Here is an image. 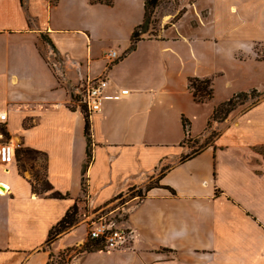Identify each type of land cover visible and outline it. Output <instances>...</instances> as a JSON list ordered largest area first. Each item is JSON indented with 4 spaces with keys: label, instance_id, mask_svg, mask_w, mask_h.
Masks as SVG:
<instances>
[{
    "label": "crops",
    "instance_id": "crops-1",
    "mask_svg": "<svg viewBox=\"0 0 264 264\" xmlns=\"http://www.w3.org/2000/svg\"><path fill=\"white\" fill-rule=\"evenodd\" d=\"M137 2L140 13L144 0ZM183 2L186 13L163 36L145 34L128 52L144 20L132 15V0L118 8L129 24L119 49L97 44L104 40L96 37L102 18L92 7L100 4L0 0V115L7 113L0 126L16 142L13 161L0 163V264H52L76 246L82 248L67 264H250L240 258L264 264V154L258 149L264 147V59L256 47L264 40L233 51L225 34L204 35L191 23L209 10L197 0ZM108 49L120 56L112 65ZM102 75L110 80L109 98L89 115L88 158L87 114L76 105V91ZM193 78H211L213 97L199 100ZM123 88L130 94L115 98ZM252 89L263 98L214 120L220 103ZM151 183L143 199L116 205L120 195ZM76 203L91 212L125 209L126 218L112 223L134 231L131 246L83 249L86 221L48 243L51 228ZM186 223L194 228L189 237L219 229L224 242L240 240L243 251L182 253Z\"/></svg>",
    "mask_w": 264,
    "mask_h": 264
},
{
    "label": "rangeland",
    "instance_id": "rangeland-1",
    "mask_svg": "<svg viewBox=\"0 0 264 264\" xmlns=\"http://www.w3.org/2000/svg\"><path fill=\"white\" fill-rule=\"evenodd\" d=\"M132 1V15L135 17L142 15V17H144L145 10L139 13L140 9H138L139 4L137 0L136 3L135 0ZM183 1L184 0H161L159 6L151 16L150 29L146 36L153 38L161 37L167 30H169V28L178 22L187 11V9H184L183 7ZM115 2L120 3L115 7L99 5L92 8L97 11L95 15H99L102 18V23L99 24L96 37L104 40H99L97 44L112 46L119 49L120 45H123L127 40V33H129V24L125 22L127 19L120 15L119 9H121L123 5L125 7L126 2L128 4V0H116ZM197 3L203 11L209 10L210 14V16H208L204 11V14L202 13L203 17L198 16L191 20L193 25H195L197 21L200 26H202L201 32L204 33V35H209L211 32L215 33V35L225 34L224 37L228 40L227 44L233 49V51H235V48L239 49L242 45L248 47L253 41L264 40V0H197ZM191 13L192 12H189L190 17H188V21L192 18ZM91 15L92 13L89 11L88 18H90ZM89 21H94V24L96 25V19L92 20L90 18ZM256 47L260 57L264 58V42L259 43ZM230 68L231 75H235L238 69L235 70L233 66ZM257 99L258 97L254 95V97H250L246 103L239 105L237 108L240 107L239 109H244L246 106H251ZM1 135L3 134L0 133L1 142H9L8 137ZM20 164L24 165L23 162H20ZM140 189L141 188L128 190L120 200H117L116 205L122 203L125 204V202L132 199V196ZM81 208L79 220L80 222L86 221V223H90L91 220L105 216L107 220L118 224L126 218L127 215L125 209L114 213L111 209L91 212L88 207L83 206ZM192 230H194V228L186 223L184 232H180V244L182 246L180 249L182 253L194 249L197 251L195 252L196 254L201 256L206 255L208 257L209 255L236 256L241 253V250L243 251V246L239 243L240 240L237 241L234 238L232 242H224L222 239L225 235L218 236L221 231L219 229L216 230L214 235L213 233L209 234V228L208 230L207 228H202V235H199L198 237H189L188 233L192 232ZM248 233L253 235V233L249 231ZM210 238H214V240H210ZM89 240L88 237L85 244L89 243ZM81 248L82 247L76 246L73 249H67L61 254L55 256L52 264H67L68 255L73 251L77 252L81 250ZM238 261H246L250 264H256V259L242 260L240 258Z\"/></svg>",
    "mask_w": 264,
    "mask_h": 264
},
{
    "label": "trees",
    "instance_id": "trees-1",
    "mask_svg": "<svg viewBox=\"0 0 264 264\" xmlns=\"http://www.w3.org/2000/svg\"><path fill=\"white\" fill-rule=\"evenodd\" d=\"M161 0H144V20L141 24L137 25L131 35V46L128 49V52H131L136 49V46L140 40L143 39V36L149 32L150 24H151V16L155 9L159 6ZM91 4H100L105 6H112L114 3V0H90ZM45 37V36H44ZM50 43V39L46 38ZM264 59V58H263ZM190 87L195 93V96L198 97L199 100L204 99H210L213 97V80L211 78H205V79H199V78H193L190 80ZM256 95L258 99L252 103L256 104L261 98H263V93L259 92L257 89H252L249 92H239L234 94L229 100L220 103L214 112L213 118L214 120H217L219 122H223L228 115L235 110L239 105L246 103L250 97H254ZM90 119L89 115H86V124H85V134L88 141V158H91L92 153V138L90 133ZM0 133L4 136L8 137L9 133L7 130L0 126ZM2 135V136H3ZM202 145H200L197 149L195 148L193 152H197L198 149H200ZM259 151L264 154V147L258 148ZM29 157L33 156L32 151H27ZM87 169V164L84 166L83 172L85 173ZM153 187V184L147 185L145 188H141L137 191L136 194H134L132 197H139L140 199H143L147 192ZM169 188V187H165ZM134 189V188H133ZM173 191V190H172ZM55 197H62L60 194H54ZM119 197H122L120 195ZM81 206L76 203L74 204L65 214V216L56 224L54 225L49 233L48 243H51L55 239H57L60 235L63 233L69 231L72 227H74L76 224L80 222L79 220V214L81 211ZM90 242L85 244L83 246V249L92 250V249H99L100 247H103L101 242L99 240H89ZM93 246V247H92ZM50 264V263H49Z\"/></svg>",
    "mask_w": 264,
    "mask_h": 264
},
{
    "label": "built area",
    "instance_id": "built-area-1",
    "mask_svg": "<svg viewBox=\"0 0 264 264\" xmlns=\"http://www.w3.org/2000/svg\"><path fill=\"white\" fill-rule=\"evenodd\" d=\"M105 59L108 64H114L119 58L115 49H108L105 52ZM110 80L107 75L97 77L85 83L76 91V105L83 109L86 114L91 115L102 111L105 100L109 98L108 89ZM130 94V90L123 88L115 98H124ZM7 113L0 115V123H5ZM2 136V135H1ZM15 146L9 142L0 141V163H10L14 159ZM89 224L88 237L92 240H99L108 251L123 250L131 246L134 240V231L130 228L115 226L105 216L91 220Z\"/></svg>",
    "mask_w": 264,
    "mask_h": 264
},
{
    "label": "bare ground",
    "instance_id": "bare-ground-1",
    "mask_svg": "<svg viewBox=\"0 0 264 264\" xmlns=\"http://www.w3.org/2000/svg\"><path fill=\"white\" fill-rule=\"evenodd\" d=\"M12 146H15L16 145V142L15 141H12V144H11Z\"/></svg>",
    "mask_w": 264,
    "mask_h": 264
}]
</instances>
